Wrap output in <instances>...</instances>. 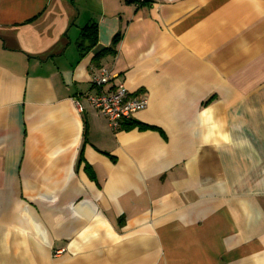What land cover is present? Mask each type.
<instances>
[{
    "label": "crops",
    "instance_id": "0c3cea01",
    "mask_svg": "<svg viewBox=\"0 0 264 264\" xmlns=\"http://www.w3.org/2000/svg\"><path fill=\"white\" fill-rule=\"evenodd\" d=\"M0 264H264V0H0Z\"/></svg>",
    "mask_w": 264,
    "mask_h": 264
},
{
    "label": "built area",
    "instance_id": "2783aa9c",
    "mask_svg": "<svg viewBox=\"0 0 264 264\" xmlns=\"http://www.w3.org/2000/svg\"><path fill=\"white\" fill-rule=\"evenodd\" d=\"M135 5H142L151 0H130ZM113 80V76L107 70H102L99 75H93L91 83L97 88H101L105 83ZM90 104L104 115L109 126L116 130L122 121H130L133 116L146 109L148 99L144 96L136 97L132 95L125 85L117 82L111 92L100 91L98 94L89 97Z\"/></svg>",
    "mask_w": 264,
    "mask_h": 264
},
{
    "label": "trees",
    "instance_id": "16d2710c",
    "mask_svg": "<svg viewBox=\"0 0 264 264\" xmlns=\"http://www.w3.org/2000/svg\"><path fill=\"white\" fill-rule=\"evenodd\" d=\"M84 36H92V40L95 42L96 40V35H97V31H96V27L94 25L90 26V27H86L84 29V33H83Z\"/></svg>",
    "mask_w": 264,
    "mask_h": 264
}]
</instances>
